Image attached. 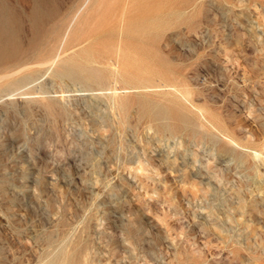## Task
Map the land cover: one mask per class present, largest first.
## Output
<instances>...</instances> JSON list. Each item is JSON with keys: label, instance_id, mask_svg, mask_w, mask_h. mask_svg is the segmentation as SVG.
<instances>
[{"label": "rangeland", "instance_id": "1", "mask_svg": "<svg viewBox=\"0 0 264 264\" xmlns=\"http://www.w3.org/2000/svg\"><path fill=\"white\" fill-rule=\"evenodd\" d=\"M0 264H264V0H0Z\"/></svg>", "mask_w": 264, "mask_h": 264}, {"label": "bare ground", "instance_id": "2", "mask_svg": "<svg viewBox=\"0 0 264 264\" xmlns=\"http://www.w3.org/2000/svg\"><path fill=\"white\" fill-rule=\"evenodd\" d=\"M18 45H19V44H18ZM4 47H5V46H4ZM19 47H20V46H19ZM5 48H6V47H5ZM5 48H4V49H5ZM15 48H16V47H15ZM15 48H14V49H15ZM6 49H7V48H6ZM7 51H8V49H7ZM15 52H16V51H15ZM14 54H15V53H14ZM5 55H6V54H5ZM62 70H63V69H62ZM65 71H66V70H64V72H65ZM64 72H62V73H64ZM68 72H69V71H67L66 74H68ZM73 73H74V72H73ZM76 73H77V72H76ZM79 73H81V72H79ZM79 73H78V74H79ZM64 74H65V73H64ZM75 75H76V74H75ZM79 75H80V74H79ZM82 75H83V74H82ZM69 76H70V75H69ZM76 76H77V75H76ZM76 76H75V77H76ZM83 76H84V75H83ZM79 77H80V76H79ZM83 78H84V77H83ZM85 78H86V77H85ZM85 78H84V79H85ZM72 79H75V78H74V75H73V78H72ZM88 79H90V78L88 77ZM78 80H79V79H78ZM83 81H84V80H83ZM87 81H88V80H87ZM81 82H82V81H81ZM88 82H89V81H88ZM88 82H87V83H88ZM123 85H124V84H123ZM118 92H119V91H118ZM181 97H182V96H181ZM149 107H150V106H149ZM170 112H171V111H170ZM175 113H177V112H175ZM170 114L173 115L172 112H171ZM177 114H178V113H177ZM179 114H180V113H179ZM149 116H150V115H149ZM177 116H179V115H177ZM171 117H172V116H171ZM173 118H174V117H173ZM169 120H170V118H169ZM152 121H153V120H152ZM172 123H174V122H172ZM156 124H157V123H156ZM175 124H176V123H175ZM167 125H168V124H167ZM172 125H173V124H172ZM179 125H180V124H179ZM179 125H178V126H179ZM168 126H169V125H168ZM174 126H175V125H174ZM176 127H177V125H176ZM182 127H183V126H182ZM170 128H171V125H170ZM180 128H181V127H179V129H180ZM158 129H159V128H158ZM182 129H183V128H182ZM162 130H163V129H162ZM162 130H161V131H162ZM159 131H160V130H159ZM164 131H165V130H164ZM171 131H174V130H171ZM162 132H163V131H162ZM174 132H176V131H174ZM172 133H173V132H172ZM174 135H176V134H174ZM255 156H256V157L258 156L257 152H255Z\"/></svg>", "mask_w": 264, "mask_h": 264}]
</instances>
